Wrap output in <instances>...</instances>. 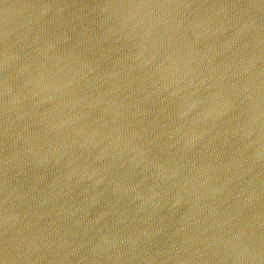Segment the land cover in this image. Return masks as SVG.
Here are the masks:
<instances>
[{
  "label": "water",
  "instance_id": "1",
  "mask_svg": "<svg viewBox=\"0 0 264 264\" xmlns=\"http://www.w3.org/2000/svg\"><path fill=\"white\" fill-rule=\"evenodd\" d=\"M0 264H264V0H0Z\"/></svg>",
  "mask_w": 264,
  "mask_h": 264
}]
</instances>
